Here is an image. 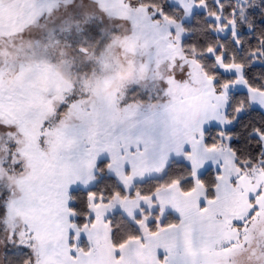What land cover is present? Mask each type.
<instances>
[{
    "label": "snow or ice",
    "instance_id": "1",
    "mask_svg": "<svg viewBox=\"0 0 264 264\" xmlns=\"http://www.w3.org/2000/svg\"><path fill=\"white\" fill-rule=\"evenodd\" d=\"M0 264H264V0H0Z\"/></svg>",
    "mask_w": 264,
    "mask_h": 264
}]
</instances>
